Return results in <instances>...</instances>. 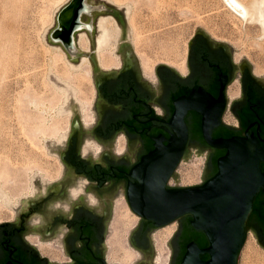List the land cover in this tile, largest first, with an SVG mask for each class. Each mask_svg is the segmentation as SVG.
Segmentation results:
<instances>
[{"label": "flooded vegetation", "instance_id": "1", "mask_svg": "<svg viewBox=\"0 0 264 264\" xmlns=\"http://www.w3.org/2000/svg\"><path fill=\"white\" fill-rule=\"evenodd\" d=\"M94 10L78 18L91 30L83 27L70 36L74 22L63 24L65 39L74 40V57L53 41L55 29L48 35L49 42L68 58L80 57V65L86 61L93 101L90 110L71 124L51 178L10 220L0 223V264H180L193 242L189 239L192 216L156 227L132 210L130 199L139 192L154 193L153 183L164 180L166 190L196 187L217 172L216 161L225 150L205 142L203 116L193 109L185 110L182 117L187 139L179 162L169 171L176 153L168 147L172 120L179 101L191 94L201 105L199 110L209 107L218 122L210 130L212 139L253 136L264 151V84L246 64L235 60L236 53L229 47L197 32L179 68L159 62L145 69L135 51H126V40L119 41L112 57L101 59L96 52L99 20L110 18L118 37L122 32L112 9L102 4ZM82 34L87 49L79 44ZM188 154L204 156L199 181L193 184H183L190 181L183 177V169L178 172ZM259 167L264 174V158ZM79 176L90 180L98 204L90 207L81 198L71 212L58 211L52 205L67 200V189ZM143 184L147 187L139 190ZM253 203L247 226L264 248V183ZM126 215L130 222L124 220ZM169 225L172 232L163 240L161 231Z\"/></svg>", "mask_w": 264, "mask_h": 264}, {"label": "rangeland", "instance_id": "2", "mask_svg": "<svg viewBox=\"0 0 264 264\" xmlns=\"http://www.w3.org/2000/svg\"><path fill=\"white\" fill-rule=\"evenodd\" d=\"M11 1H0L5 9L0 10L5 17L0 25L10 28L7 33L13 31L11 71L10 65L4 67L0 80V223L10 220L22 200L51 178L74 117L78 114L80 119L93 101L89 68L80 65L81 59L69 63L46 40L57 12L70 0H18L16 6ZM101 1L123 9L133 49L139 58L151 61V68L159 62L179 68L199 27L211 40L230 46L235 60L245 59L255 76L264 80V36L257 25L241 21L220 0H131V22L125 5ZM136 38H143L141 45L135 44ZM117 39L118 34L112 54ZM82 48L87 49V43ZM203 165L204 156L188 154L178 167L190 181L183 184L198 182ZM237 264H264V248L250 230Z\"/></svg>", "mask_w": 264, "mask_h": 264}, {"label": "water", "instance_id": "3", "mask_svg": "<svg viewBox=\"0 0 264 264\" xmlns=\"http://www.w3.org/2000/svg\"><path fill=\"white\" fill-rule=\"evenodd\" d=\"M68 4H70L69 7L61 12ZM102 4L107 7L108 11L112 9L119 17L118 25L121 26L122 32L119 41L126 40V51L133 52L123 9L101 0H70L57 12L46 36L47 42L53 45L49 42L48 35L55 29L52 33L53 41L63 44L74 57L76 53L74 40L71 37L69 40L65 39L67 29L63 24L68 21L74 22L69 32L70 36L73 30H80L83 27L91 30V26L80 24L78 18L83 13L89 14L90 11H92L91 14L96 13L94 8ZM56 22H59L57 26ZM197 32L209 37L199 27L195 34ZM119 41L116 50L120 47ZM221 44L233 51L227 44ZM66 59L75 65L81 58L66 56ZM241 62L252 70L251 65L245 59ZM258 79L264 84L263 78ZM177 106L172 120L173 137L168 141V147L176 150V153L172 155L169 171L179 162L187 139V129L182 117L185 110L193 109L203 116L202 134L205 142L216 149L225 150V154L216 161L217 172L204 184L196 187L166 190L164 180L162 183H153L152 187H155L156 191L150 195L143 192L137 193L136 197L130 199L131 208L141 218L152 221L156 227H163L184 215L192 216L191 227L205 235L208 246L199 248L196 243H189L180 264H237V257L245 241L246 231L249 230L246 222L252 211L254 199L264 183V174L261 173L259 167L264 158V151L259 141L253 136L212 139L210 130L218 122L214 121L215 117L209 107L204 106V112L199 110L201 105L198 104L195 94L182 98ZM74 121H79L78 114L74 117ZM151 157L153 155L149 158ZM146 187L147 185L143 184L139 190ZM26 200H22L20 207L25 204ZM20 207L16 209V212ZM203 255H207L208 259L202 260Z\"/></svg>", "mask_w": 264, "mask_h": 264}, {"label": "bare ground", "instance_id": "4", "mask_svg": "<svg viewBox=\"0 0 264 264\" xmlns=\"http://www.w3.org/2000/svg\"><path fill=\"white\" fill-rule=\"evenodd\" d=\"M8 1H11V0H6V3ZM17 1L18 0H15L14 2L16 3ZM110 1L112 3H114L113 5L116 4V6L125 5L127 8L129 21L131 22V18H132L131 12L134 11V7L132 6L134 4L131 2V0H110ZM220 1L224 4V6L231 13H233L235 16H237L241 21L254 23L255 25H257L259 27L261 33H262V36H264V0H252L250 5H246L239 0H220ZM11 2L13 3L14 6H16L13 1H11ZM8 3L10 4V2H8ZM68 3H69V1H68ZM9 4L6 7H8V6L10 7ZM6 7H4V8H6ZM2 9L0 8V10H2ZM3 10H5V9H3ZM6 10H8V9L6 8ZM2 12H4V11H2ZM8 15H9V13H8ZM2 17L5 18L4 15ZM2 17H1L0 21H2V19H3ZM112 24H113V21L110 18L109 19L108 18H101L98 22V28L100 30V33L97 37L96 52L101 59H103L105 57L110 58L113 55L112 51L114 48L113 47L114 43L116 42L117 31H116L115 26ZM0 27H1V25H0ZM7 29H10V28H7ZM7 29H4L3 27L0 28V80H1V75L3 74L4 67H6L7 65H10V68H8L10 71H11V67H12L11 63H10V58H11L10 55L13 52L12 48H11V45H13V44H12V42L10 43V41H11V35L13 36V34H11L13 31L11 30L10 31L11 33H9V32L7 33ZM131 31L133 32V34L136 35V32H135L136 27L132 24H131ZM142 42H143V38H141V39L136 38L135 39V44H137V45H141ZM84 43H87V39L84 37V34H82L80 36V43L79 44H81V47H83ZM55 49L60 50L59 47H57ZM140 59L142 60L143 66L145 69H147L148 66H151V61L149 59L144 58L143 56H140ZM81 64H82V66L83 65L85 66L86 61L83 60ZM0 87H1V81H0ZM124 220L130 222V219L127 215L124 216ZM163 232H165L166 237H168L169 234L172 232V227L166 228ZM158 251H159L158 259L160 260V259H162L161 257L163 255V249L160 245L158 247ZM159 262L160 261H158V263Z\"/></svg>", "mask_w": 264, "mask_h": 264}, {"label": "clouds", "instance_id": "5", "mask_svg": "<svg viewBox=\"0 0 264 264\" xmlns=\"http://www.w3.org/2000/svg\"><path fill=\"white\" fill-rule=\"evenodd\" d=\"M99 151V149H97ZM56 179H60L59 176ZM90 180L85 176H79L75 184L68 187L67 189V200H57L52 205L58 211L63 213H69L73 209V205L80 201L81 198H84L87 205L90 207H94L98 204L99 198L98 195L90 190ZM44 195H47V191L45 190Z\"/></svg>", "mask_w": 264, "mask_h": 264}, {"label": "trees", "instance_id": "6", "mask_svg": "<svg viewBox=\"0 0 264 264\" xmlns=\"http://www.w3.org/2000/svg\"><path fill=\"white\" fill-rule=\"evenodd\" d=\"M250 215L248 217V220L246 222V225L248 224V221L250 219ZM190 230L193 233L189 237L190 240H192L194 243H196L199 248H205V247L208 246V241H207L205 235L202 232L194 230L191 226H190ZM201 259L202 260H207L208 259V256L207 255H203V256H201Z\"/></svg>", "mask_w": 264, "mask_h": 264}]
</instances>
